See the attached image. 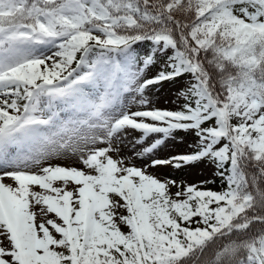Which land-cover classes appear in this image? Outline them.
Masks as SVG:
<instances>
[{
    "label": "snow or ice",
    "instance_id": "6c2138e0",
    "mask_svg": "<svg viewBox=\"0 0 264 264\" xmlns=\"http://www.w3.org/2000/svg\"><path fill=\"white\" fill-rule=\"evenodd\" d=\"M132 131L224 190L122 157ZM0 264H264V0H0Z\"/></svg>",
    "mask_w": 264,
    "mask_h": 264
},
{
    "label": "rangeland",
    "instance_id": "374dc122",
    "mask_svg": "<svg viewBox=\"0 0 264 264\" xmlns=\"http://www.w3.org/2000/svg\"><path fill=\"white\" fill-rule=\"evenodd\" d=\"M139 50L141 53L148 51V45H139ZM162 64L158 61L148 73L149 78L155 76L158 71L161 69ZM189 77L180 78L179 82H164L163 85L152 86V90L147 93L149 99L153 103L149 107H155L165 110H177L179 105L182 103L181 100L177 99V93L185 87L186 80ZM132 99V94H128L125 103L128 104L129 110H140V105L137 107H132L134 103ZM194 137L187 133H177L176 138L172 141H166L165 145L158 150V153L155 154L153 159H168L173 155L186 154L192 151L189 147L193 143ZM140 145H133L127 153V156L132 159V161L138 167H144L149 173L154 174L158 178L175 180L178 185L187 186V185H197L202 190H211V191H222L224 188L219 184L213 183L216 179L220 178L215 175V168L208 164L207 162H200L198 164L186 165L180 169L173 168L169 165H157L155 167H149L150 159L145 157L140 159L135 155L137 151L140 150ZM121 156H126L123 153L121 148ZM54 163L61 164L63 166H76L80 167L78 163H74L71 159L57 160ZM171 191L175 193L177 191L176 187H172Z\"/></svg>",
    "mask_w": 264,
    "mask_h": 264
},
{
    "label": "bare ground",
    "instance_id": "6f19581e",
    "mask_svg": "<svg viewBox=\"0 0 264 264\" xmlns=\"http://www.w3.org/2000/svg\"><path fill=\"white\" fill-rule=\"evenodd\" d=\"M136 105L138 106V100H135V101H134V103L132 104V107H137ZM136 110H137V109H136ZM129 111L134 112L133 109H132V110H129ZM139 135H140V134L137 133V132H134V131L130 132V135L127 137L126 142L123 143V144L121 145V148L123 149V153H124L126 156H127L128 151L130 150V148H131L133 145H135V139L138 138ZM135 146H136V145H135ZM6 182H9V181L6 180Z\"/></svg>",
    "mask_w": 264,
    "mask_h": 264
},
{
    "label": "trees",
    "instance_id": "16d2710c",
    "mask_svg": "<svg viewBox=\"0 0 264 264\" xmlns=\"http://www.w3.org/2000/svg\"><path fill=\"white\" fill-rule=\"evenodd\" d=\"M213 183L219 184L223 188L225 187L224 183L221 181V178L216 179Z\"/></svg>",
    "mask_w": 264,
    "mask_h": 264
}]
</instances>
